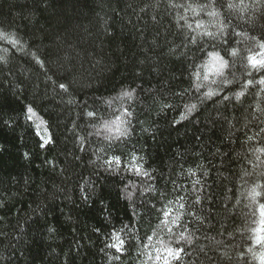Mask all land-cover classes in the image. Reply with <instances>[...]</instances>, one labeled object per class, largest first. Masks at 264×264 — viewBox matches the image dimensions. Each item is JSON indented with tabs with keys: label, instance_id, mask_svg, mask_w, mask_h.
<instances>
[{
	"label": "trees",
	"instance_id": "16d2710c",
	"mask_svg": "<svg viewBox=\"0 0 264 264\" xmlns=\"http://www.w3.org/2000/svg\"><path fill=\"white\" fill-rule=\"evenodd\" d=\"M233 2L214 18L187 7L209 0H0V32L17 41L0 40V264H259L264 197L248 191L264 186V92L233 93L261 78L247 58H264V8ZM213 46L224 77L202 67ZM209 89L219 95L203 99ZM132 154L147 177L129 170ZM169 247L184 249L179 261Z\"/></svg>",
	"mask_w": 264,
	"mask_h": 264
},
{
	"label": "snow or ice",
	"instance_id": "6c2138e0",
	"mask_svg": "<svg viewBox=\"0 0 264 264\" xmlns=\"http://www.w3.org/2000/svg\"><path fill=\"white\" fill-rule=\"evenodd\" d=\"M43 2H44V0H42V3ZM253 3L258 5L261 8H264V0H253ZM241 5L242 4L237 5L236 3L233 2V0H209V4H207V5H197L195 8H193V6L191 4H189L187 7L194 14L197 13L198 11H204L207 8H211L212 10L208 12V15L215 18V17H219V15H220V13L215 10L217 7L221 8L223 10L232 11V10L237 9L238 7H241ZM181 19H183V17H181ZM197 27L204 29V25L201 23H197ZM225 28H227V24H222V26L219 28V31L223 32ZM202 34L204 36L212 38V39H215V37H216V33L210 32L207 29H204ZM236 35H243L245 37L247 36L246 33H236ZM253 39H255V37H253ZM262 39H264V37H262ZM0 40L7 41V42L11 43L14 47L17 44V41L11 39L8 34L2 33V32H0ZM192 42L196 43L195 37H192ZM257 43L259 44L260 48L264 49V43H259V42H257ZM228 55L235 57L238 55V53H237L236 49H231L230 51H228ZM2 59H3V57H0V60H2ZM247 59H248V65L252 69H254L255 71L260 72L261 78L259 80H255L254 78L247 80L246 83L244 84V90L233 93L235 100L238 102L241 100V97L245 95V91L248 89V87L250 85H252L253 83L262 86L261 92H264V58H256L255 56L249 55ZM37 63H40L41 66H43L41 61L38 60ZM229 66H230L229 61L227 59H225L224 56H222L219 51L215 50V46H213L212 51L207 52V61L205 62L204 65H202V67H204L206 69V71H211L214 75L220 76V77H224L225 69H227ZM195 75L197 76L198 79L200 78V73H196ZM249 75H252V73H249ZM203 79L207 80L208 75L205 74ZM213 82L215 83V81H213ZM221 83L224 86L223 89H221V90H227L228 86L232 84V81L227 79V78H224L221 81ZM58 88L63 93H67L69 91V87L65 83H59ZM134 91H135V89H133L131 91H123L121 93V97L122 98L127 97L129 100H131L133 98V92ZM216 95H219V91L214 90V89H209V91L204 93L203 99H210ZM257 95H259V93H257ZM223 100L224 101H230V97L228 95H224ZM163 107H170V105L165 103L163 105ZM196 108H197L196 104L185 105V112L182 113V119H186L187 116L189 114H191V112H193ZM256 108L258 110L264 112V109H262L260 107V104H257ZM27 113H28V115L26 116V119L29 121H32V118L35 116V112L33 111V109L31 107H29L27 109ZM86 115L89 118L95 117V113L93 111H87ZM130 115H132V113L128 112V111H125L122 113V116H130ZM116 120L120 121L121 123L124 122L122 120L121 116H118L116 118ZM114 123H115V121L111 122V123L106 122L104 127L110 129L112 127V124H114ZM117 131H119L121 136H126L129 134L128 129L120 130L119 128H117ZM260 131L264 132V128H262ZM248 139L252 140L253 137L250 136V137H248ZM50 142H51V138L43 141L44 144H47ZM255 152L264 153V148H256ZM131 159H132V166H131V168H129V170L134 171L137 175L147 177L149 175V173L144 169L143 165L137 163L138 157L135 154H132ZM257 159H259V157H257ZM105 163L108 164L110 168L113 164H115V166L118 168V167H120L122 161H121V158L119 156H112L110 159L105 160ZM188 171L191 175H195V172H193L192 169H189ZM199 183H200L199 180L194 181V184H199ZM146 190H148V189H146ZM127 195H128V198L131 199L132 193L128 192ZM248 197L251 199V201L253 203H256L257 198L264 197V186H262L259 183H256L252 188L249 189ZM181 200H183V197H181ZM194 202L199 204L201 202V197L197 195L195 197ZM179 207L181 209H184L185 204L180 203ZM259 214L261 217V221H260L261 227L257 231L260 233H264V203L259 204ZM163 215H164V217H168L170 215V212L165 211L163 213ZM182 215H183L182 212L177 213L176 216L173 219H171L170 221L169 220H162L161 223L164 224L165 226H167L169 224H171L173 226L179 225ZM197 219H199V217H197ZM172 230H173L172 227L168 228V231L170 233L172 232ZM49 231H52V229H49ZM184 238H185L184 233L181 232L180 237H179L177 242L179 243V240H183ZM117 239L119 240V237H117ZM149 239H151V237H149ZM188 242L191 243L190 237L188 238ZM119 243H120V247L116 248L117 251H121L123 248V241H119ZM254 243L258 244L262 249L261 253L258 256V259H259V264H264V235L255 236L254 237ZM110 247H116V245H111ZM166 251H167V254L169 257H171L172 259H174L176 261H179L181 258L180 254L182 252H184V249L183 248H170L169 247L166 249ZM247 251L252 252L253 250L250 247L247 249ZM238 255L243 259V257H244L243 252L238 253ZM117 259H118V257H117ZM157 259H160V257H157ZM165 264H168L167 258H165Z\"/></svg>",
	"mask_w": 264,
	"mask_h": 264
},
{
	"label": "clouds",
	"instance_id": "9594fccd",
	"mask_svg": "<svg viewBox=\"0 0 264 264\" xmlns=\"http://www.w3.org/2000/svg\"><path fill=\"white\" fill-rule=\"evenodd\" d=\"M194 87L197 89V90H199L200 89V87H201V85L200 84H196V85H194ZM204 95V94H203ZM192 104H196V103H192ZM197 105V104H196ZM131 116V115H130Z\"/></svg>",
	"mask_w": 264,
	"mask_h": 264
}]
</instances>
